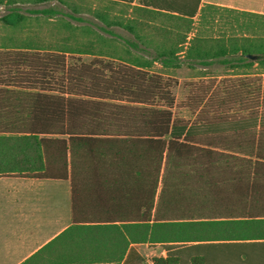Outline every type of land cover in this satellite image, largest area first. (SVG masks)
I'll return each instance as SVG.
<instances>
[{
  "label": "trees",
  "instance_id": "16d2710c",
  "mask_svg": "<svg viewBox=\"0 0 264 264\" xmlns=\"http://www.w3.org/2000/svg\"><path fill=\"white\" fill-rule=\"evenodd\" d=\"M134 1L106 0L91 10L100 24L78 28L87 41L70 49L61 42L71 33L51 45L12 35L28 17L0 0V173L70 171L72 180H86L80 175L106 171L125 198L124 208L105 211L124 222L109 226V237L121 236V256L135 242L264 239V36L201 32L224 13L253 18L244 28H264V14L201 0ZM59 2L78 12L79 5ZM28 12L63 14L56 6ZM74 13L67 15L83 20ZM74 53L93 58L69 60ZM156 62L259 70L222 78L220 93L213 83L203 87L190 120L174 114L171 79L151 69Z\"/></svg>",
  "mask_w": 264,
  "mask_h": 264
},
{
  "label": "crops",
  "instance_id": "0c3cea01",
  "mask_svg": "<svg viewBox=\"0 0 264 264\" xmlns=\"http://www.w3.org/2000/svg\"><path fill=\"white\" fill-rule=\"evenodd\" d=\"M4 1L19 6L17 0ZM24 1L38 5L34 9L62 6L59 0ZM160 1H182L183 6L185 0ZM134 4L139 5L138 0ZM213 4L264 14V9ZM60 174L0 173V264H154L158 257L173 258L172 264H264V239L245 237L135 242L121 256V236L109 237V226L124 222L109 220L105 211L124 208L125 198L107 179L111 175L98 171L80 175L86 180H72L70 171Z\"/></svg>",
  "mask_w": 264,
  "mask_h": 264
},
{
  "label": "rangeland",
  "instance_id": "374dc122",
  "mask_svg": "<svg viewBox=\"0 0 264 264\" xmlns=\"http://www.w3.org/2000/svg\"><path fill=\"white\" fill-rule=\"evenodd\" d=\"M18 4L22 11L24 12L26 9L27 22L20 29L12 33V35H16L21 37L22 39H26V36H30L36 40L35 36L38 35L41 37V41L45 45H51L59 42L62 37L68 36V34H76L78 39L73 41L71 35L70 40H64L61 42L64 46L75 48V45L80 41V45L87 40L79 33V29L82 25H90L92 28H95L97 24L100 22L93 17L91 10L100 9L102 6L106 4L104 1L100 0H66L69 3H75L79 5L78 12H72V9L69 5L57 6L63 14L55 15L52 17L28 12L29 10L38 7L31 1L17 0ZM211 1L213 3H223V4H232L233 6H237L239 8H255V9H264L262 7V0H206ZM49 5H52L48 3ZM48 4H43L42 6H46ZM38 9V8H37ZM4 11V6L0 7V14ZM67 13H74L75 16L82 17L83 20H76L70 18ZM249 21L252 22L253 18L250 17H241L236 20L233 15H227L224 13L222 18H218L214 22L208 23V25L203 26L201 28V32L204 36H223L224 38L230 36L241 37L245 36H264V28L258 26H248L245 28L240 24L242 22ZM67 21L70 27L64 28L60 24V22ZM197 19L194 22V26H197ZM247 28V29H246ZM116 30L125 36H130L125 31L116 28ZM4 32L0 28V35ZM190 35V34H189ZM34 42V41H32ZM76 43V44H75ZM61 44V45H62ZM117 49L121 50L120 43L116 44ZM16 46V45H13ZM23 46V45H21ZM96 49H93L95 52ZM138 54V53H135ZM69 60L74 57V59H80L81 61L87 62L93 58V55L90 53H74L68 54ZM182 55V54H181ZM153 71L164 73V77H170L171 86L170 91L174 98V106L172 108L174 114L184 117L186 119L192 120L194 118V111H192V105L194 103V99L203 91V87L206 85H211L212 87L216 85L217 92H223L224 84H220L224 77H232V76H244L251 75L254 72L258 71L255 65L251 67L247 66H238L230 68L226 65H222L218 62L210 66H202L200 64H194L192 67H188L186 65H182L179 68L172 69H163L161 68L159 63H154L151 68ZM222 94V93H221ZM220 94V96H221ZM191 95V96H190ZM235 110V109H234Z\"/></svg>",
  "mask_w": 264,
  "mask_h": 264
},
{
  "label": "water",
  "instance_id": "95a60500",
  "mask_svg": "<svg viewBox=\"0 0 264 264\" xmlns=\"http://www.w3.org/2000/svg\"><path fill=\"white\" fill-rule=\"evenodd\" d=\"M249 58H253V56H251V55H247Z\"/></svg>",
  "mask_w": 264,
  "mask_h": 264
}]
</instances>
